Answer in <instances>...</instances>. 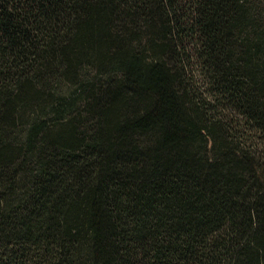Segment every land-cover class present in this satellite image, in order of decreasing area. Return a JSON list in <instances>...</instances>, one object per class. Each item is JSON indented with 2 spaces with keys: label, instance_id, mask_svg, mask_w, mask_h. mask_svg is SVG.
<instances>
[{
  "label": "trees",
  "instance_id": "trees-1",
  "mask_svg": "<svg viewBox=\"0 0 264 264\" xmlns=\"http://www.w3.org/2000/svg\"><path fill=\"white\" fill-rule=\"evenodd\" d=\"M0 264H264V0H0Z\"/></svg>",
  "mask_w": 264,
  "mask_h": 264
}]
</instances>
